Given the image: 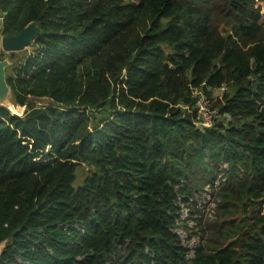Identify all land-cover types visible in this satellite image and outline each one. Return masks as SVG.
Listing matches in <instances>:
<instances>
[{"label": "trees", "instance_id": "1", "mask_svg": "<svg viewBox=\"0 0 264 264\" xmlns=\"http://www.w3.org/2000/svg\"><path fill=\"white\" fill-rule=\"evenodd\" d=\"M0 13L2 35L41 28L31 51L1 54L25 109L0 102V264H264V0H0Z\"/></svg>", "mask_w": 264, "mask_h": 264}, {"label": "water", "instance_id": "2", "mask_svg": "<svg viewBox=\"0 0 264 264\" xmlns=\"http://www.w3.org/2000/svg\"><path fill=\"white\" fill-rule=\"evenodd\" d=\"M4 14L0 13V19H3ZM40 34L41 28L35 23L28 25L21 33L10 36L2 35L0 28V98L8 88L12 90L6 80V68L10 65V61L8 58V60L1 58L2 51H21L27 48Z\"/></svg>", "mask_w": 264, "mask_h": 264}, {"label": "built area", "instance_id": "3", "mask_svg": "<svg viewBox=\"0 0 264 264\" xmlns=\"http://www.w3.org/2000/svg\"><path fill=\"white\" fill-rule=\"evenodd\" d=\"M2 18L0 19V21ZM196 94L200 95L199 99V113L201 117L203 118V124L205 126H210L212 125L213 122V113L211 110V103L209 99L202 94L199 91H196ZM224 167L228 168L229 165L228 163H224ZM216 183H219V180L216 181ZM202 195V192L197 195V198L199 200V196ZM200 202V200H199ZM178 203L183 207L181 217L177 220V226L175 228V231L180 235L181 240L184 245H186L189 248L188 251V258H192L195 254V247L199 242V238L197 236H190V231H188L185 226L186 222L189 223L188 216L190 212V207L188 205H185L182 201V197H178ZM190 226H193V224L189 223Z\"/></svg>", "mask_w": 264, "mask_h": 264}, {"label": "rangeland", "instance_id": "4", "mask_svg": "<svg viewBox=\"0 0 264 264\" xmlns=\"http://www.w3.org/2000/svg\"><path fill=\"white\" fill-rule=\"evenodd\" d=\"M263 21H264V16H263ZM26 49H28V51H31L32 47L28 46ZM26 51L27 50H25L24 54H22V55L27 54ZM3 52L9 53V52H6V51H2V53ZM2 59H7V56L3 57ZM0 99H1L0 102L3 105H6L7 107H9L14 113H17V114H20V115L23 114V111H24L25 108L18 105V103H17V101L15 99L14 93H13L12 90H10V88H8V90H7V92L5 94L1 95ZM44 101L46 102V99L40 100L39 103H44ZM224 165L225 164L222 165L223 168H226V167H224ZM86 174H87V169L85 167L81 168L79 170L78 183H81L83 181V179L86 176ZM211 193H212V187L211 186H206V189L204 191H202V195L199 196V200H200L199 203L201 204L200 209H208L209 210V209H213L214 208L215 202L213 201V199L211 197ZM190 209H194V207L190 206ZM188 220H189V223L194 224V220H193L190 212H189ZM3 247H4V243L0 244V252H1Z\"/></svg>", "mask_w": 264, "mask_h": 264}, {"label": "crops", "instance_id": "5", "mask_svg": "<svg viewBox=\"0 0 264 264\" xmlns=\"http://www.w3.org/2000/svg\"><path fill=\"white\" fill-rule=\"evenodd\" d=\"M2 20H3V19H2ZM2 20H1V21H2Z\"/></svg>", "mask_w": 264, "mask_h": 264}]
</instances>
